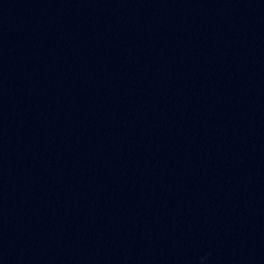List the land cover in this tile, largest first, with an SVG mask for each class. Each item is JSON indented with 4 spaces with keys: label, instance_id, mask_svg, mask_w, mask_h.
Wrapping results in <instances>:
<instances>
[{
    "label": "water",
    "instance_id": "obj_1",
    "mask_svg": "<svg viewBox=\"0 0 264 264\" xmlns=\"http://www.w3.org/2000/svg\"><path fill=\"white\" fill-rule=\"evenodd\" d=\"M0 264H264V0H0Z\"/></svg>",
    "mask_w": 264,
    "mask_h": 264
}]
</instances>
